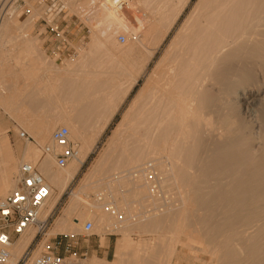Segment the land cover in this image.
Wrapping results in <instances>:
<instances>
[{
  "label": "bare ground",
  "instance_id": "obj_1",
  "mask_svg": "<svg viewBox=\"0 0 264 264\" xmlns=\"http://www.w3.org/2000/svg\"><path fill=\"white\" fill-rule=\"evenodd\" d=\"M135 1L149 11L145 19L131 9L132 0H81L83 8L99 5L95 7L98 10L93 9L98 11L95 16L93 11V15L81 16L94 21L100 31H94L86 51L98 60L106 78L99 84L109 86L103 96L108 109L89 134L82 125H66L70 139L81 145L75 142L77 156L65 168L51 165L50 159L55 163L52 155L42 157L45 146L31 143L21 154L20 162L38 166L51 189L40 218L45 220L53 213L96 141L138 80L144 78V85L122 113L107 148L84 178L82 189L74 194L53 234L72 235L79 228L83 222L78 213L81 199L91 205L107 198L122 211L127 197L123 199V190L143 182L152 184L147 179L153 172L159 186L179 190L178 216L183 224L187 214L200 212L197 222L205 227L204 235L209 233L211 260L217 264H264V0H196L193 4V0ZM5 2L0 0L1 42L5 27L19 21L6 16ZM174 30L162 57L148 71ZM121 33L130 34L125 44L117 39ZM2 66L0 62V73ZM90 86H95L94 80ZM13 98L12 102L5 98L7 109L13 110ZM46 137L41 138V144ZM16 153L8 137L0 134V197L17 186ZM106 164L112 169L106 178V182H113L110 196L104 189L90 186ZM133 193L132 198L142 194ZM82 215L95 216L101 224L107 217L104 211L90 209ZM182 226L181 236L193 237L186 230L188 226ZM34 236L32 232L11 247L7 264H18ZM190 244L183 245L190 248ZM151 250L150 244H137L123 232L115 243L113 262L95 256L90 262L122 264L129 253L131 259L143 256L146 261ZM140 260L139 264H153Z\"/></svg>",
  "mask_w": 264,
  "mask_h": 264
},
{
  "label": "rangeland",
  "instance_id": "obj_2",
  "mask_svg": "<svg viewBox=\"0 0 264 264\" xmlns=\"http://www.w3.org/2000/svg\"><path fill=\"white\" fill-rule=\"evenodd\" d=\"M3 1L5 2V0ZM82 2L81 0H10V1L7 0L5 2L6 16L8 18L11 17L18 18L19 21L12 23L13 26H10L9 24V26L5 27L4 29L5 33L3 39L4 41L3 42L0 41V62H3V66H2L3 71L0 73V128L3 130L2 133H4L8 137L11 147L17 151L16 153L18 155L17 174L20 165H22V162H20L22 157L21 154H23L26 147L31 143L19 139L18 137L19 131H23V132H28V131L25 127H23L20 124H18V127L14 126V111L11 108L7 109V107L4 104L6 103L5 98L7 97L9 101L12 102V98L15 94V91L18 93V102L20 101L19 96H20L21 87L19 85V78L21 73L23 74L24 77L27 72L26 70L30 67V64L32 62L31 60H29L30 55L36 53H44L46 50L45 49L46 44L47 45L50 44L49 39L55 36L57 37L58 36L57 33L63 34L65 32V30L61 29L63 23H66L67 21H77L83 23L86 26V28L84 29V35H82L81 39H79L76 42L70 41L71 45L69 52H71L70 54L71 56L69 60L66 61L65 67L66 69L71 70L72 74L77 75L75 76V78H73L74 81L76 80L82 81L84 79L89 81L91 77L83 76L84 71L90 72L91 70H93V72L96 74L98 73V71L100 70L102 71V69L99 70L98 68V62H97L98 60H94L92 57H90L92 56V54L91 53L89 54V52L86 51L88 49V45L91 41V37L93 36L94 31L100 32L99 30H96V26L98 25H96L94 21H91V19L89 22L85 19H84L85 21L83 20V16L86 15L88 16L89 14L92 13L94 14L92 15L95 16V14L98 13V11L96 10H98L97 8L99 7V5H97L98 7L95 6L97 8H95L94 6L86 7L88 8L87 10L85 7H84L85 9L83 8ZM136 2L137 1L133 2L132 0V3H134V5L130 3L131 9H133L135 13H138L137 15H139L140 17L143 15L141 18L145 19L149 15V11H146L147 9L144 8V6L143 7L139 6L141 4L137 3L138 5H136ZM195 2L196 0H193L192 4ZM6 4L8 5L6 6ZM75 4L76 6H78V8L82 7L83 9L79 10L75 6ZM74 7H76V9ZM141 7L144 8L145 10L144 9L141 10L142 9ZM84 11L86 12L84 13ZM90 11L93 12L91 13ZM82 13H84L85 15ZM92 15L91 17H93ZM29 18H32L34 20L31 22H27L26 20ZM183 18L184 17H182V19ZM21 23H29V24L32 23V25L31 28L23 29L19 27L21 26L20 25ZM37 23L48 24L53 28L41 29L39 30V32L41 33L44 32V35L42 34L38 35L35 33V28H34V26ZM175 31L176 30H174L169 35L168 39L166 40L160 51L156 54L153 62L150 63V65L147 68L148 71L152 70L154 65L157 63V61L162 57L163 51L170 43L171 38L173 37ZM127 34L121 33L118 36L124 35L127 38L130 36V34L129 35ZM92 64H94L95 66L93 67ZM16 78H18V84L15 85ZM94 79L96 81L94 80L95 86H93V88L95 87L98 88V91L96 90L97 92H95V97L97 99H100L102 96H106L109 86L99 84L100 81L106 80L104 76L94 77ZM143 85H144V78H140L138 80L137 85L134 87V90L130 93L124 105L122 106L118 115L114 118V120L106 129L104 134L94 144L92 152L89 154L84 165L77 174L75 181L71 184L66 194L61 198L60 202L55 207V210L53 211L54 216L52 219V226L51 229L49 230V238L52 239L55 238L56 235L53 234V230L55 229L59 218L63 215V212L68 207L71 199L74 198V194L82 189L84 178L91 172L93 167L98 163L100 156L102 155L103 151L107 148L109 139L113 134V131L116 129L117 124L120 122L122 118V113L127 108L131 100H133V98L136 96L137 92L141 89ZM27 86L23 85L22 90L26 89L25 87ZM81 89L82 88L80 87H78L77 89L76 87L72 89L71 98H70L72 110L74 109L73 106L75 104L83 105L88 102L87 100L82 99V97L80 98V96L83 95L82 92L84 91H86L87 93L89 88H83L82 90ZM77 96L79 97V100ZM92 100H90V102ZM244 116L246 115H243V117ZM96 117L97 116L91 117L90 119L91 121L89 123L83 124V126L85 127V130L83 131L84 132L87 131V134H89L94 129L95 121L97 119ZM246 117H244L245 120L249 121L248 118ZM61 127H66L69 129V127L64 124H60L58 126L55 125V127H53L52 130L47 134L46 137L47 139L45 140L46 142L44 141L42 143L43 145L41 144V140H39V138L35 136L33 137L35 138L36 144L38 145L34 143H32V145L36 147L48 145V143L51 142V137L54 131ZM70 140L73 143L78 142L79 146L81 145L80 141H77L76 139H70ZM38 155L39 158L37 160H39L41 157L40 156L41 152L39 151V149H38ZM37 160H35V162ZM50 160H51V165H54L56 168V164L54 163V160L52 159ZM102 170H103L102 174L99 173L100 175L97 178L91 180L93 183L90 186H93L95 190L104 189V191L110 196L111 192L109 188L112 187L113 182L112 183L106 182L108 181L106 180V178L110 176L112 173L110 164H106L105 166H103ZM156 185L159 190L157 192H154L153 184H147L145 182L136 186L135 185L128 186V188L126 187L123 190V196H124L123 199L127 195L126 199H124L122 204L123 209L120 212L115 210L116 212L114 214L122 212L124 214L125 219L121 224V226L116 228H115L116 220L113 217L114 214L107 213L106 222L103 224L99 223V221H97V218H95V216L82 215L84 211L89 209L100 210L105 212L106 205H113L114 208L116 209L114 201H111L110 199L106 198V201H97V202L93 201L90 205L87 202L83 201L82 199L78 200V205L80 208L78 210V213L80 215V218L83 219V222L80 224L79 228L77 227L75 232L73 231L72 235L58 234V238L62 240V248H60V253L61 254L64 253L63 249L65 248V246H68L70 251L74 253L77 254L86 253L85 251L88 250V247L90 251L93 250V244L95 242L99 243L101 248L106 251L108 243L110 242L112 247H111V255L108 258V262H113L114 254H115V243L120 238V235L123 232H126L128 233V235L130 236L133 242L137 244L140 243L150 244V247L152 248V250L150 251V253L152 254L151 258L150 256H148L149 258L147 257L148 259L146 258L147 260L145 261L143 256L140 257V259L142 258L143 262L150 261L153 264H217L214 259L211 260V257L208 253V251L211 250L209 247L210 246L209 233L206 232L207 235H204L203 232L205 227L203 228L202 225H200L202 226L200 227L199 226L200 221L197 222V218H199L198 213L200 212L190 213V215L187 214V217L183 219L184 221L183 224V222H181L180 220V216H178L180 203L178 200V195H176V193L179 192V190L176 191L177 188L174 187H172V189L162 188L157 183ZM205 187L207 188V186H204L205 189V190L203 189L204 191L208 189V188L206 189ZM173 188L175 189V191ZM14 189L15 187H13L4 197H0V200H3ZM189 190L192 191V189ZM101 192L102 195L105 197L106 194L103 191ZM133 192H142V194L137 198H132L133 195L131 194ZM56 194H57V190L54 189L53 197H55ZM160 194L161 196H159ZM163 202H167L165 204L168 205L162 206L164 204ZM85 222L86 223L91 222L93 224L92 236L90 237L84 234L83 224ZM181 225H183L182 226L183 228H185V226H188L186 227L187 232L189 233L191 232L193 234L192 235L190 233L191 236L193 237L195 236V237L194 238L190 237L189 239H187L186 236L184 235L181 236ZM34 230L35 229H32L29 232H27L24 236L20 238L19 241H21V239L22 240L25 239V237H27L32 232L36 233V230L35 232ZM112 230L117 234L109 233ZM200 235H204V237ZM64 236H66L67 238H65ZM187 242L191 243L190 248H187L186 246L183 245ZM129 254H130L129 256L127 255L124 258L122 264L142 263L140 259L138 260L131 259L132 253ZM88 255L90 259L93 258L94 256L97 257L98 259H101V257L96 255L94 252L93 254H91L92 256L90 254Z\"/></svg>",
  "mask_w": 264,
  "mask_h": 264
},
{
  "label": "crops",
  "instance_id": "obj_3",
  "mask_svg": "<svg viewBox=\"0 0 264 264\" xmlns=\"http://www.w3.org/2000/svg\"><path fill=\"white\" fill-rule=\"evenodd\" d=\"M20 25L19 27L24 29L31 28L32 24L21 23ZM34 28L36 34L44 35V32L41 33L39 30L52 29L53 27L48 24L37 23ZM85 28L86 26L83 23L77 21L63 23L61 29L65 30V32L63 34L57 33V37L50 38V44H46L44 53L31 54L29 58L32 61L30 67L26 70L27 72L24 77L22 73L20 75V101L18 102V93L16 91L13 96L14 126L18 127V124H20L25 127L28 131L26 134L33 140V143H36L33 136L41 140L55 125L72 124L83 126V124L89 123L91 117L94 116H97L95 125H98L100 123V114L108 109L106 99L104 101L103 96L100 99L95 97V92L98 91V88L90 86L93 80H95L94 77L102 76L101 71H98L97 74L93 70L90 72L84 71L83 76L91 77V79L89 81L86 79L74 81L73 78L77 75L72 74L71 70L65 67L66 61L71 56V52H69L71 42H76L81 39L82 35H84ZM16 84H18V78L15 79ZM23 85L28 86L22 90ZM75 87L76 89L78 87L82 89L89 88V90L87 93L86 91L82 92L83 95L80 96V98L82 97V99L88 102L83 105L75 104L73 111L70 98L72 89ZM77 98L79 100L78 96ZM90 100L92 101L90 102ZM19 240L20 238L15 239V243ZM111 247L109 242L105 251L99 243L95 242L93 244V250L90 251L88 247V250L85 252L90 255L94 252L102 260L108 261L111 255Z\"/></svg>",
  "mask_w": 264,
  "mask_h": 264
},
{
  "label": "built area",
  "instance_id": "obj_4",
  "mask_svg": "<svg viewBox=\"0 0 264 264\" xmlns=\"http://www.w3.org/2000/svg\"><path fill=\"white\" fill-rule=\"evenodd\" d=\"M121 44L127 42L123 35L118 36ZM19 139L33 143L26 132L19 131ZM52 146L42 149V157L52 155L56 167L65 168L77 156L78 147L70 140V133L66 127L58 128L51 137ZM147 182L153 184L154 192L159 191L156 185V173L149 172ZM51 189L38 170V166L22 164L19 168L16 188L3 200H0V264H7L10 249L15 239L22 237L28 230L35 229L36 233L30 246L24 251L18 264H90L88 253L77 254L70 251L68 246L62 248V240L49 238L54 212L45 220L40 218L41 209L50 197ZM161 196V194L159 195ZM162 206H167L163 202ZM162 209V208H161ZM113 205H106L105 212L114 214ZM115 228L121 226L124 214L116 213ZM84 234L92 236L93 224L87 222L83 228ZM67 238L66 236H64Z\"/></svg>",
  "mask_w": 264,
  "mask_h": 264
}]
</instances>
